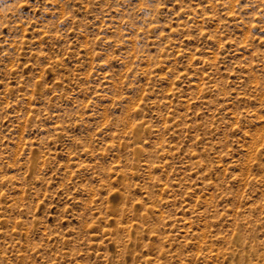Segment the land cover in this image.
<instances>
[{
	"label": "rangeland",
	"instance_id": "1",
	"mask_svg": "<svg viewBox=\"0 0 264 264\" xmlns=\"http://www.w3.org/2000/svg\"><path fill=\"white\" fill-rule=\"evenodd\" d=\"M0 264H264V0H0Z\"/></svg>",
	"mask_w": 264,
	"mask_h": 264
}]
</instances>
